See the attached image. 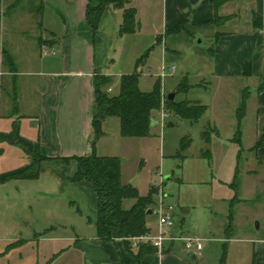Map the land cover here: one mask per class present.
I'll list each match as a JSON object with an SVG mask.
<instances>
[{"label": "crops", "instance_id": "crops-1", "mask_svg": "<svg viewBox=\"0 0 264 264\" xmlns=\"http://www.w3.org/2000/svg\"><path fill=\"white\" fill-rule=\"evenodd\" d=\"M13 2L0 0V175L7 177L31 166L35 159L27 150L40 152L48 159L42 162L39 177L21 179V184L51 188L59 194L67 190L82 201L90 198L93 204L90 212L95 232L78 236L75 249L81 257L79 264H136L132 250L138 243L132 239L133 249L129 250L123 239L98 238L94 220L97 195L88 182H72L68 177L78 167L73 157L93 152L95 75L112 78L107 89L112 94L114 85L120 88L121 76L135 71L137 59L133 70L116 71L112 66L126 51L125 40L142 34V23L150 15L147 8L153 2L129 0L139 23L135 33L124 35L119 32L123 10L113 5L105 9L93 33L86 9L89 4L97 5L98 0H44L39 12L42 17L32 6L23 9L20 4L8 9ZM219 6L216 9L214 0H162L151 46H160L162 59L167 61L178 58V48L186 43L194 49L189 62H194L199 75L226 81L254 79L255 85H246L242 93L248 91L246 108L252 101L260 130L258 142H264V0H234ZM182 20H186L184 31L167 34ZM197 39L210 42L211 47L196 48ZM257 151L264 164V145ZM6 161L15 163L8 167L3 165ZM148 226L152 234L159 230ZM166 229L170 236H181L171 227ZM202 250H187L182 240H167L161 253L147 254L145 259L148 264H196L203 257ZM252 264H264V239L254 249Z\"/></svg>", "mask_w": 264, "mask_h": 264}, {"label": "rangeland", "instance_id": "rangeland-1", "mask_svg": "<svg viewBox=\"0 0 264 264\" xmlns=\"http://www.w3.org/2000/svg\"><path fill=\"white\" fill-rule=\"evenodd\" d=\"M232 1L219 0V7ZM152 2L147 8L150 15L142 23V34L125 40L126 51L119 55L113 69L133 70L136 59L149 50L139 66L141 90L150 91L161 81L166 95L176 92V100L208 108L198 120H191L167 111L163 104L159 112H154L158 124H152L147 137H124L120 119L109 117L102 127L104 134L93 144V152L118 157L122 183L132 185L138 178L134 187L140 195L156 189L153 212L147 216L152 229L159 228L161 197L166 207L173 206L175 225L170 230L175 229L183 237L203 239V257L196 264H252L254 249L264 239V164L258 158L260 153L253 149L260 130L252 101L240 123L237 108L243 89L254 86V79L226 81L199 75L194 62H189L194 49L186 43L178 48V58L163 60L159 51L162 48L155 44L152 47L162 0ZM38 4L39 0L21 3L23 9L32 6L35 10ZM199 40L194 42L196 48L211 47L210 42ZM163 65L166 73L162 76ZM185 84L190 87L181 90ZM118 92L119 85H114L112 94ZM238 129L239 141L234 140ZM14 163L6 161L3 165L11 167ZM3 178L1 174L0 264H79L81 257L75 249L78 236L95 232L90 198L82 201L73 193L67 194V190L59 194L51 188L24 186L20 178ZM234 181L236 189L231 186ZM235 196L238 199L231 205ZM134 203V198H126L123 207L130 209ZM231 212L233 228L228 231Z\"/></svg>", "mask_w": 264, "mask_h": 264}, {"label": "trees", "instance_id": "trees-1", "mask_svg": "<svg viewBox=\"0 0 264 264\" xmlns=\"http://www.w3.org/2000/svg\"><path fill=\"white\" fill-rule=\"evenodd\" d=\"M43 1L39 0L36 12H40L43 7ZM22 0H15L8 9L18 7ZM216 9L219 6V0H214ZM129 0H98L97 5L89 4L86 9V17L93 33L99 28L101 17L109 5L123 10V22L120 25V35L135 33L138 30L137 10L135 7L128 6ZM209 22H215L211 20ZM206 22V23H209ZM186 20L180 21L176 26L167 31V34L179 33L185 30ZM161 37H158V42ZM149 50L139 57L136 61L134 72L121 76L120 88L117 94H110L108 87L112 83L110 76L97 74L94 78L95 98L97 103V112L93 118L95 140L94 144L104 134L103 123L109 117H118L121 123V133L124 137H147L150 135L154 112H159L164 104L167 111L174 112L176 115L191 120H198L207 106L183 100L170 102L162 92L161 81H157L155 87L150 91H143L139 87V78L141 71L139 66L145 61ZM182 89L187 90L189 84L182 85ZM262 88V87H261ZM248 91H244L242 103L237 110L239 123L246 114V100ZM209 137V134H205ZM234 140H241V130L235 134ZM264 142L259 141L253 147L258 149ZM30 157H33L34 163L18 172L3 178L35 179L41 173L42 162L48 158L38 151L27 150ZM78 167L75 174L68 177L72 182L86 181L93 187L97 195V206L95 214V225L97 237L105 240L123 239L128 244L129 250H132V239L151 233L148 226L147 216L149 210L154 204V196L157 193L155 188L146 195H140L136 188L131 185H124L121 180V161L116 156H102L95 151L88 156H75ZM69 161L70 158H65ZM231 186L236 189V182ZM126 198H134L135 203L130 209L123 207V201ZM238 198L232 199L231 205ZM233 214H230V224L228 231H232ZM134 252L136 264H148L145 257L147 254L158 251L150 243L139 241ZM223 261V260H222Z\"/></svg>", "mask_w": 264, "mask_h": 264}, {"label": "built area", "instance_id": "built-area-1", "mask_svg": "<svg viewBox=\"0 0 264 264\" xmlns=\"http://www.w3.org/2000/svg\"><path fill=\"white\" fill-rule=\"evenodd\" d=\"M45 51L47 52V47L45 46ZM175 69V66L172 67ZM166 73V67L163 65L161 67V75L163 76ZM173 206L166 207L164 205L163 197H161L158 214H159V230L156 234H145L140 237L134 238L138 243L146 242L155 246L158 251L161 253L164 249L165 241L167 240H182L185 244L187 250H201L203 248V239L199 237H183V236H170L166 233V228L173 227L175 225L172 217Z\"/></svg>", "mask_w": 264, "mask_h": 264}, {"label": "water", "instance_id": "water-1", "mask_svg": "<svg viewBox=\"0 0 264 264\" xmlns=\"http://www.w3.org/2000/svg\"><path fill=\"white\" fill-rule=\"evenodd\" d=\"M199 42H202L201 40H199ZM176 95L177 93L176 92H169L166 96L167 100L170 101V102H175L176 101ZM152 124H157L156 121H152ZM138 184V178H136L135 180L132 181V185L133 186H137ZM149 213H152V210H149Z\"/></svg>", "mask_w": 264, "mask_h": 264}]
</instances>
